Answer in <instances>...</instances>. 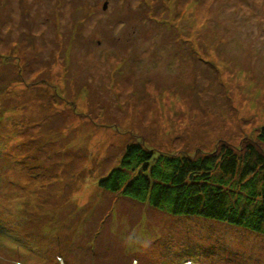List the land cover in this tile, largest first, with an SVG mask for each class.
Segmentation results:
<instances>
[{"label": "rangeland", "instance_id": "1", "mask_svg": "<svg viewBox=\"0 0 264 264\" xmlns=\"http://www.w3.org/2000/svg\"><path fill=\"white\" fill-rule=\"evenodd\" d=\"M262 126L264 0H0V264H264L97 186L129 144L241 155Z\"/></svg>", "mask_w": 264, "mask_h": 264}, {"label": "trees", "instance_id": "2", "mask_svg": "<svg viewBox=\"0 0 264 264\" xmlns=\"http://www.w3.org/2000/svg\"><path fill=\"white\" fill-rule=\"evenodd\" d=\"M257 141L264 146V126ZM239 150L220 146L194 156L155 152L136 142L125 147L118 166L97 186L173 217H197L264 236V150L253 141L241 155Z\"/></svg>", "mask_w": 264, "mask_h": 264}]
</instances>
